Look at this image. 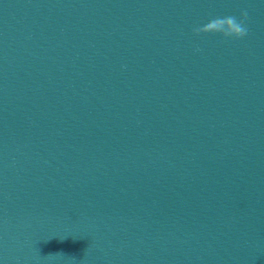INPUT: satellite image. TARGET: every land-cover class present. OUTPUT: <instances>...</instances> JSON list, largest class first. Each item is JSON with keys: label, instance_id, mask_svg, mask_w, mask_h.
Returning a JSON list of instances; mask_svg holds the SVG:
<instances>
[{"label": "water", "instance_id": "95a60500", "mask_svg": "<svg viewBox=\"0 0 264 264\" xmlns=\"http://www.w3.org/2000/svg\"><path fill=\"white\" fill-rule=\"evenodd\" d=\"M187 0H0V264H264V149Z\"/></svg>", "mask_w": 264, "mask_h": 264}, {"label": "clouds", "instance_id": "9594fccd", "mask_svg": "<svg viewBox=\"0 0 264 264\" xmlns=\"http://www.w3.org/2000/svg\"><path fill=\"white\" fill-rule=\"evenodd\" d=\"M247 17V11H243L241 19H237L235 16L213 18L206 24L194 27L192 31L196 35L201 33H219L225 38L240 39L248 34V29L245 26Z\"/></svg>", "mask_w": 264, "mask_h": 264}]
</instances>
